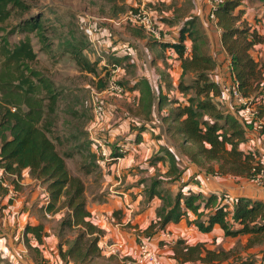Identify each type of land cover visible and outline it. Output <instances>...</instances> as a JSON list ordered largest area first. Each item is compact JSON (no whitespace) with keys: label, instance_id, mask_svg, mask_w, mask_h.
<instances>
[{"label":"crops","instance_id":"obj_1","mask_svg":"<svg viewBox=\"0 0 264 264\" xmlns=\"http://www.w3.org/2000/svg\"><path fill=\"white\" fill-rule=\"evenodd\" d=\"M116 3L104 16L120 18L130 8L145 7L162 31L161 42L176 43L181 29L184 26L189 28L183 41L186 56L191 57L193 45L199 44L213 63L210 78L221 90L216 103L243 124L238 107L229 95L233 79L230 57L222 46L221 31L216 21L209 17L210 0H116ZM239 9L244 10L243 17L262 37V42L252 48L251 55L264 64V8L257 0H243ZM114 28L105 24L99 35L86 37L85 44L74 45L85 62L95 64V72L90 73L95 81L93 86L83 85L78 89L89 91V97L95 91L105 107L95 127L90 100L84 107L89 118L83 127L91 142L84 157L93 160L96 173L92 178H79L84 186L83 197L85 208L90 213L89 220L101 230L98 241L101 257L91 264L108 260L122 264V259L132 253L139 240L148 242L159 254L162 264H193L180 263L173 258L177 241L189 246L202 244L208 250L229 251L236 243L245 246L250 235L227 237L218 224H214L210 232H202L192 222L196 216L189 210L178 222L171 221L151 236H144L143 230L157 219L162 198H175L179 193L185 196L200 193L202 197L214 194L218 201L221 195H226L231 201L247 198L264 203V188L241 177L215 176L208 172V164L202 158H192L193 146L182 136L168 132L165 117L176 105L168 103L171 98L185 102L186 97L178 89L182 77L187 84L195 74L188 72L182 76V61L177 54L170 48L163 49L155 44L143 31L129 26ZM190 30L198 36L196 43L189 36ZM113 62L119 67V78L124 87L120 95L107 93L105 86L97 88L105 83L106 63ZM60 90V98L66 95L68 102L73 92H78L66 85ZM70 106L72 111L76 110ZM67 121L76 123L71 119ZM61 125L66 126V119H61ZM98 142L104 143L113 155L118 154L119 147L125 153L120 155L118 163H104ZM239 149L257 153V158L264 164V131L259 132L254 126L247 128L245 142L239 145ZM78 152L83 151L79 149L76 154ZM212 165L216 169L217 164ZM194 177L199 179L200 187L194 182L179 186L181 180L191 181ZM206 177H209L207 181L204 180ZM5 178L14 183L18 195L16 201L8 202L5 191L0 187V264H74L69 259H62L58 253V245L61 243L64 250L67 247L65 241L74 236L68 230L61 232L59 229L67 209L61 208L54 213L46 211L49 194L41 181L29 175L28 169L21 170L17 177L7 173ZM232 206L230 203L229 208ZM201 219L205 220V217ZM228 221L232 227H238L230 215ZM37 225L42 226L40 241L31 233L24 234L26 226ZM116 243L121 244L117 253L108 248V245ZM262 251L264 248L251 246L241 251V255L254 254L257 257L262 255ZM256 264H261V260Z\"/></svg>","mask_w":264,"mask_h":264},{"label":"trees","instance_id":"obj_2","mask_svg":"<svg viewBox=\"0 0 264 264\" xmlns=\"http://www.w3.org/2000/svg\"><path fill=\"white\" fill-rule=\"evenodd\" d=\"M264 8V0H257ZM243 0H223L213 10L217 27L221 31V43L230 57L231 73L238 82L239 91L244 98L250 99L258 115L264 118V64L251 55L252 48L262 42V37L248 24L243 17L244 10L239 9ZM14 10L24 14L30 6L24 0H0V166L6 173L19 176L23 169L29 175L41 181L49 194L46 211L54 213L66 208L67 213L61 218L59 229L74 234L71 240L65 241L63 250L58 245L62 259H69L74 264H91L101 257L98 246L101 230L89 220L90 213L85 208L83 197L84 186L81 179L70 174L66 158L70 155L60 153L52 137L57 116L60 89L54 81L35 67L37 53L33 48L29 34H34L40 43V51L49 49L43 27L46 19L41 15H30L23 18L18 25L9 30L3 25L9 20ZM141 30L132 25H124ZM142 31V30H141ZM189 28L184 26L176 43L155 42L163 49H172L182 61L183 75L192 72L190 83L181 79L178 89L186 97L185 102L170 99L168 103L176 104L165 117L168 132L182 136L190 143L197 156L208 164L209 173L231 175L251 180L254 174L260 173L263 163L255 152H244L239 145L245 142V131L253 126L241 123L230 113L223 111L215 99L221 95L218 85L211 80L213 68L211 59L197 45L198 36L189 32L193 40L192 55L186 56L183 44L184 34ZM15 32L25 35L16 43L8 38ZM196 35V38L194 37ZM85 44V42H84ZM201 46V44H200ZM73 51V53H79ZM79 67L89 73L95 72V64L77 61ZM101 85L99 88L105 86ZM71 109V106H69ZM238 110V109H237ZM75 111H70L71 120L77 118ZM76 121V120H74ZM73 138L76 140L79 129L86 138L77 147L89 152L90 140L83 124L68 122ZM263 132V131H259ZM217 164L215 167L212 164ZM254 171V172H253ZM226 195L220 200L211 194L202 197L200 193L187 196L177 194L172 201L162 198V208L157 212V219L143 230L149 237L169 222H178L186 211H191L196 219L192 221L202 232H210L218 224L227 237L250 235L245 248L260 242L264 236V203L247 198H236L232 208L223 203ZM171 199V198H170ZM170 201V202H169ZM172 203V205H169ZM200 208L202 210H200ZM237 228L232 227L228 216ZM205 220H202V217ZM188 223H191L188 221ZM31 233L40 241L42 226H26L24 234ZM173 258L180 263L199 264H256L254 254L241 255V251L208 250L202 244L189 246L182 241L174 245ZM264 252L261 264H264Z\"/></svg>","mask_w":264,"mask_h":264},{"label":"rangeland","instance_id":"obj_3","mask_svg":"<svg viewBox=\"0 0 264 264\" xmlns=\"http://www.w3.org/2000/svg\"><path fill=\"white\" fill-rule=\"evenodd\" d=\"M24 1L30 6V10L24 14H21L18 10H14L9 20L3 26L9 30L10 28L18 25L23 18H26L30 15L43 14V17L41 19H46L43 27L45 29L44 33L47 37V44L49 47L48 50L40 51L39 41L34 36V34H29L33 48L36 51L38 57L37 61L35 62V67L42 71L44 75L54 80L55 82L53 83L55 84V87L57 89H62L63 85H66V87H68L69 89L78 91L73 92L72 98L71 100H69V102V98L67 97L66 99V95L59 99L55 127L53 128L52 137L59 138V141L56 142L59 152L70 155L65 160L70 174L73 176L82 177L83 179H86L87 177L92 178L96 173V170L94 169V162L93 160H89V157H84L87 152L84 148H82V146L77 147L78 143L79 145H81L86 139L82 134L83 130L76 129V131H78V133L80 131V133L78 134V136H76L75 140L72 137L74 133H72L70 129H67V120L70 119L68 113L72 110L68 108V106L70 105H72L73 109L76 108L75 112L77 113V118L73 120H76V123L78 125L87 122L89 115L87 113L88 111L84 107L87 105V103H89L90 100L89 91L87 92L84 91L83 88H78L83 85H86L89 88V86H93V83L95 82L91 78L92 74H90L86 70L85 72H82L84 70L81 69L76 63V60L79 61L83 59L80 52L73 53V51L77 52L78 48L74 46L76 43L84 44V42H86V37L82 33L81 26L85 22V17H87L88 15L99 20L98 25L100 28L103 25L105 26V24H111L115 28L124 27L114 26L112 23H109L107 21V16H104L107 14V11H112L110 10V7L113 3L117 4L116 0ZM112 18L117 19L119 17ZM100 31L101 30H99L98 35L100 34ZM2 34L3 32L0 31V36ZM24 36L25 35L23 34L15 32L11 36H9L8 40L13 44L18 40L23 39ZM72 60H74L75 63ZM86 73L90 74V76ZM61 119H66V126L61 125ZM86 137L88 138V135H86ZM79 149H82L83 152H78V154H76ZM79 154H81L82 157ZM89 172L90 175H87ZM190 182H194L195 184H198L197 187H200V181H194L193 179H191V181L189 179L181 180V182H179V186H185ZM91 188H94V186L92 185ZM183 196L185 197V195H182V197ZM173 199L174 198H169L172 203ZM172 203H169V205H172ZM140 241L143 240H139L137 244ZM244 247L245 246L243 244L236 243L231 251H245L248 249ZM252 248H264V238H262L260 242L253 244ZM263 252L264 251H262L261 253ZM261 257L262 255L256 257L257 263L261 260ZM100 264L116 263L113 260H108L107 262H101Z\"/></svg>","mask_w":264,"mask_h":264},{"label":"built area","instance_id":"obj_4","mask_svg":"<svg viewBox=\"0 0 264 264\" xmlns=\"http://www.w3.org/2000/svg\"><path fill=\"white\" fill-rule=\"evenodd\" d=\"M223 0H210V19L215 21V16L213 10L215 7L221 5ZM98 19L87 16L85 17V22L81 26L82 33L87 38H94L98 35L100 27L98 25ZM109 23H112L116 27H121L124 25H132L140 28L144 34L152 41L161 42L163 39V34L161 29L158 27L154 17L145 7L130 8L127 12L120 18L113 19L107 18ZM130 55V53H127ZM106 73L105 77V91L111 95H120L124 92V87L121 84L119 78V67L116 63H106L105 65ZM98 93L93 91L90 95V105L91 113L93 117V127H95L101 118V115L105 111V107L99 101L97 97ZM229 95L235 106L238 107L239 118L243 123H251L258 131H264V119L258 115L257 109L254 104L251 103L250 99L244 98L239 91V85L233 76L232 83L229 86ZM98 150L100 157L104 163H118L121 159L120 155L124 154L125 151L121 147L118 148V154L113 155L108 151L107 147L102 142H98ZM254 172V171H253ZM6 171L0 166V187L5 191L7 201H16L17 190L12 182H9L5 178ZM215 176L218 174H214ZM15 177V176H14ZM209 177L204 178L207 181ZM194 181H199L197 177L193 178ZM256 185L264 188V164L260 173L254 174L251 179ZM223 203L230 205L232 201L225 197ZM8 208L11 209L10 204ZM49 216V214H46ZM108 248L117 253L121 248V244H111ZM122 264H161V259L158 254L152 250L147 241H140L136 244L132 253L123 258Z\"/></svg>","mask_w":264,"mask_h":264}]
</instances>
